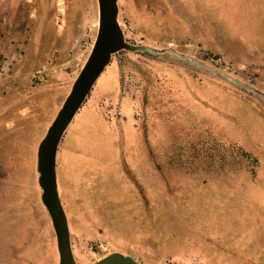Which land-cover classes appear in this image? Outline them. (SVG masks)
<instances>
[{
	"label": "rangeland",
	"instance_id": "obj_1",
	"mask_svg": "<svg viewBox=\"0 0 264 264\" xmlns=\"http://www.w3.org/2000/svg\"><path fill=\"white\" fill-rule=\"evenodd\" d=\"M118 5L119 23L126 41L148 47L150 51L124 49L113 54L106 71L79 110L74 125L61 140L60 152L66 144L80 146L82 153V156L76 155L69 148L64 149L65 166L58 173L59 184L67 192L69 207L66 209L70 216L74 257L79 264H94L113 252H120L132 256L139 264H216L210 256H203V261L199 251L196 253L199 256L174 253L172 249L183 248L172 242L189 237L190 242L185 239L184 243L196 244L191 253L199 250L202 240L208 245L206 238L216 239L219 247L230 245L236 236L233 231L244 226H240L242 219L231 214L221 216L229 207H220L225 212L221 210L216 218L211 213L208 218H199L198 209L206 214L215 212L216 201L202 199L190 203L188 191L202 192L200 188L208 186L211 193L212 187L247 186L251 181L264 186V137H258L255 131L263 120L253 117L249 105L234 102L231 106L235 126L223 119L217 124L205 119L200 122V114L192 106L190 95L198 94L197 86L205 79L218 80L235 92L245 90L247 98L255 102L264 115V59L249 62L238 46L221 39L223 37L206 38L200 33H191L184 27L177 28L167 17L168 13H177L179 21L186 22L185 13L234 14L244 10L248 17L252 13L250 28L229 20L233 30L249 36V32L255 33L264 14V0H118ZM0 13H15L16 23L21 20L22 27L27 22L32 28L35 43L27 40L24 46H19L26 54L23 63L32 64L29 53L38 51L35 53L41 63H52L48 64L51 71L65 72L66 80L57 84H73L98 35V0H0ZM28 15L32 18L29 16L26 20ZM248 29L251 31L246 32ZM255 41L260 42V38ZM217 58H221L222 66L214 63L213 59ZM224 61L231 63L229 70ZM236 79L242 85L236 83ZM36 84L41 85L40 90H30L22 98L17 91L4 92L6 96L0 98V264H59L52 220L40 195L37 151L71 88L60 91L51 88L55 83L37 80L33 82ZM22 92L28 91L23 88ZM104 119L116 129L118 138L123 137L121 147L128 154L125 177L109 141L105 135L101 136ZM133 136L144 138V143L136 144L135 139H131ZM215 136L233 143L220 141ZM85 170L92 171L91 175L85 174ZM157 170L159 175H156ZM240 172L248 175L246 179L239 177L238 183L233 176ZM129 183L134 190L145 192V200L150 199L148 191L152 186H159V207L152 210L149 201L145 209L129 211L132 217L124 215V211L118 217L115 212L111 227L123 229L115 235L106 233L104 223L93 222V214L99 211L89 209L84 202L80 211L73 210L78 190L94 192L102 188L104 199L111 206H117L120 197L116 189L126 188V184L128 188ZM223 196L235 202L239 197ZM183 197L187 200L182 203H186L189 210L187 218L184 217L188 223L185 228L172 224L179 223V217H183V205L179 203ZM133 202L132 197H126L120 206L126 209ZM192 204L193 211L189 209ZM78 211L79 217L76 216ZM254 212L250 216L252 223L248 221L245 225L249 228L245 230V235L249 234L245 240L250 244L251 256L243 257L245 263L224 264H264V208L260 202L256 203ZM111 231L114 233L113 228ZM222 232L226 233L224 241L221 235H211ZM168 238L172 244L169 243L170 251ZM230 248V257L226 259L240 258V250ZM190 251L185 249L186 253Z\"/></svg>",
	"mask_w": 264,
	"mask_h": 264
},
{
	"label": "crops",
	"instance_id": "obj_2",
	"mask_svg": "<svg viewBox=\"0 0 264 264\" xmlns=\"http://www.w3.org/2000/svg\"><path fill=\"white\" fill-rule=\"evenodd\" d=\"M240 12L234 13V14L233 13H220V12L219 13H201L202 18L207 19L208 28L206 27L204 28H206L208 35H211L214 32L215 35H218L219 37H223L221 39H224L225 41H228L229 43L238 46L240 50L242 51L246 50V53L249 56V58L253 57L257 62H261L264 59V16H263L264 14L260 17V20L258 22L259 25L255 27V33H254L256 34L255 38H260V42H257L255 41V38H252L254 37L253 31L249 32L251 35L245 36L246 35L245 32L233 30L234 26H232L229 18L232 19L234 24L242 25L245 28L251 27L250 15L252 13H249L250 15L248 17L246 11L243 10ZM253 13L254 15H257L256 12H253ZM29 16L30 18H32V15H28L27 17H25L26 20H28ZM15 20H16L15 13H0V86H3V89L0 90V98H4V96H6L4 92L9 93L11 91H14V92L17 91L19 94L18 97L22 98L24 97L25 94L26 95L29 94V92H31L32 90H36V91L40 90L41 88L40 84L33 85V82L37 80L45 81L50 84L55 83V85L51 87L53 90L56 89V90L61 91L62 89H67V88H68L67 90H69L72 85H68V83L66 82L63 84H57L58 82H60V80L61 81L66 80L67 76L65 72H63V70L61 69H55V72L51 71L48 64L49 63L52 64V63L49 61L48 62L45 61L41 63L42 61L39 60L40 56H37V53H35L38 51L33 50L34 51L33 53L32 52L31 54L29 53V56L33 59L32 64L31 63L28 64L27 62L23 63L24 61L23 58H24V55L26 54L22 53L23 51H21L20 49L22 47H19V46H22V45L24 46V43L27 40L28 42H33V43L35 42L33 40V32H32L31 26L27 22H25L22 27L21 26L22 21L18 20V22L16 23ZM248 31H251V30L250 29L246 30V32ZM30 44L31 43H29L28 45ZM216 85L218 89H215V91L210 90V89L207 90V86H201L199 88V99L201 101L200 104L202 107H204L203 102L206 101L205 99H207L208 101L209 100L214 101L211 108L209 109L210 116H206V113L203 115H200V118H199L200 122H203L205 119V121H215L216 122L215 124H217L219 120L223 119L226 121L230 120L231 124L235 126L233 119H236V117H234L235 114L233 113V108L231 104L236 102L241 105H249L250 106L249 111H251V114L253 115V117L255 119L263 120V122H260L261 123L260 127L256 125V129L258 128V130H255V131L258 137L259 135L264 137V116L262 115V113H260V111L257 110V108H254L253 105H251V101L247 98V96L244 95V93H236V92L231 91L230 89H225V87L223 85H220L219 83H216ZM23 88H25L26 91L28 92L26 93L22 92ZM223 102L224 104H222ZM21 111L22 110H19L20 113ZM79 114L80 112L76 114L75 118L73 119L72 123L70 124L68 128L69 130L71 129L72 125H74V122L76 121V118ZM88 115H90V113ZM104 122H105L104 123L105 129L100 128L101 136L105 135L106 138L105 137L104 138L106 139V141H109L111 151L114 153V156L118 158L117 162L119 164L120 169H122V175L125 177L128 175V171H127V166H128L127 155L128 154L126 153V151L123 150V147H121L122 144H124L121 139L123 137L118 138L116 129L113 127V125L108 123L105 119H104ZM212 125L213 124H210L209 126L212 127L213 129ZM235 128L239 132L240 127L237 125ZM130 132H132L131 129H130ZM134 134L135 136H137L135 132ZM154 137L155 136L153 134L152 145H154V140L156 139ZM133 138L134 136L131 139ZM215 138L217 137L215 136ZM134 139L136 141V144L144 143V140H143L144 138L135 137ZM220 141H223L226 143H233V142L224 141L222 139ZM235 143L239 144V142H235ZM64 149L65 150L68 149L71 151V153L82 156V153L80 151L81 149L80 146L68 147L65 144L61 152L58 149L57 178H58L59 171H61L62 168L65 166V162H63ZM91 173L92 171L85 170V174L91 175ZM119 174L121 175V172ZM156 175H159V170H157ZM247 175H248L247 172H240L238 173V175H234L233 177H235L234 179L238 183H240L239 177L246 179ZM152 176H154V173L152 174ZM59 182L60 181L58 179V188H59L60 197H61L63 206L66 210V214H67V218L69 222L70 216H69V212H67V209H66V206H68V204H67V200L65 197V193L67 192L64 188L60 186ZM126 182L128 184L127 179H126ZM258 183L251 181V183H248L249 185L247 186L238 185V184L225 185L223 186L225 187V189H220L219 188L220 186L212 187L211 193L207 189L208 186L201 187L200 191L202 192H195L196 194L193 192V191H196V189H192L188 191L190 193L188 195L190 196L189 197L190 203L191 201L197 202V200H202V199L203 201L204 200L205 201H210V200L216 201V204H217L216 211L215 212L209 211V214H206V212H201V210L198 209L197 214L200 213L199 218L201 219L208 218L209 216H211V214H215V218H216L218 215L220 216L221 210L224 211V209L222 208L229 207L228 209L230 211L226 209L227 213L224 211L225 214L221 216H225L226 214L227 215L231 214V216H234L235 218L240 217L242 219V225L240 226L241 227L243 225L244 226L242 227V229H239L238 231H233L236 234V236L233 237L232 243L230 245L225 244L219 247L216 239L214 240V238H212L213 239L212 241V239L208 240V238H206L205 240L209 244L208 245L203 244L202 243L203 240H202L200 242L199 250L197 249L195 253H191V251L194 250L193 246L195 247L196 244L184 243L186 242V240L190 242V240L187 239L189 237L184 236V238L176 239L172 242L174 245H178L179 247L182 246L183 249L178 248V249H172V250H174V252L176 253L177 252L182 253L184 256H190V254L191 255L193 254L192 256H195V255H198L196 253H198L199 251V255H200V256L198 255L199 257L203 259V256H210L212 257V260L216 264H224V263H231V262L235 263L238 260L241 261V259H243L244 256L249 257L251 253L250 244H248L247 243L248 241L245 240L246 239L245 237L249 236V234L245 235V230L246 229L248 230L249 228L245 225L247 224L248 221L252 223L250 216L251 214L252 215L255 214L254 209H255V205L257 202H260L262 207L264 208V186ZM127 184L125 185L126 188H122L120 190L116 189L118 196L120 197L117 200L119 202L117 206L115 205L111 206L110 202L104 199L103 194H102V190H103L102 188L101 189L96 188L94 192L92 191L87 192L86 190H78L79 192L76 195H74L73 201L76 202V204L75 206H73V210L75 211L77 209L80 211L82 207V203L84 202L85 205H88L89 209L92 208L95 211H99L98 212L99 214H95V213L93 214V217H92L93 222L99 221L98 224H100V222L104 223L106 227V231H108L109 229V232L111 235L116 234V232H118L119 230L121 231L123 229L122 228L116 229L114 227H111V224H110L112 223L111 219L116 216L115 212L118 216L119 213H121V211H124L126 213L124 215L128 217L129 216L132 217L133 215H131L129 211L135 210V209L143 210L145 209V205L149 204V201H150V208L152 210L156 207H159V193H160L159 186H156V187L152 186V188L148 191V194H150V199L147 198L145 200L144 198L145 192L138 191L137 188H135L136 190H134L133 187L130 185V183H129L130 187L127 188ZM211 186H215V185H211ZM111 190H109L108 192V194L110 193V195H111ZM219 192L221 194H218ZM235 193H238V194H235ZM224 194L236 195V196L239 195V197L237 198V202L241 205L237 204V202H235V200H233L230 197H226V196L224 197L223 196ZM126 197H132L134 202L130 204L129 206H127L126 209H124L120 206V202L123 199H126ZM111 198H112V195H111ZM111 198H109L108 200H111ZM184 199L187 200L186 198L183 197L180 199L179 203H182ZM174 203L176 204V201H174ZM224 204H226V207H224ZM182 205H183L182 212L184 213L183 217L182 218L179 217V223L177 222V223H172V224L183 226L185 228V225H188V223L184 220V217L187 218L189 210L187 209L186 203H182ZM191 206L192 207L189 206L190 207L189 209H192L193 211L194 205L192 204ZM235 206H239L238 207L239 210L234 209L233 207ZM200 207L204 208L202 206ZM79 211L78 213L76 212V216L78 217L81 216V213H79ZM203 214L205 216H203ZM93 222H91V224H93ZM258 223H259V219H258ZM112 228L114 230V233H111ZM124 230H127V228H125ZM211 235H216L215 237H217V235H223V237H221L222 241H224L226 238L225 232L214 233ZM187 245H188V248L185 247ZM228 246H229V249H228ZM230 247H232L234 250H240L239 251L240 258L231 256V257H234L233 260L231 259L230 261L226 259L230 257L229 256L230 249H231ZM185 249H188L189 251L190 250L191 251L186 253ZM177 250H184V251L180 252ZM204 264L206 263L204 262Z\"/></svg>",
	"mask_w": 264,
	"mask_h": 264
},
{
	"label": "water",
	"instance_id": "obj_3",
	"mask_svg": "<svg viewBox=\"0 0 264 264\" xmlns=\"http://www.w3.org/2000/svg\"><path fill=\"white\" fill-rule=\"evenodd\" d=\"M100 25L91 53L74 80L56 117L47 129L37 151L38 183L41 200L51 217L55 231L59 264H78L71 244V231L63 206L57 178V153L61 140L92 91L95 83L120 50L143 51L150 48L126 41L119 23L118 0H98ZM94 264H139L132 256L113 252Z\"/></svg>",
	"mask_w": 264,
	"mask_h": 264
},
{
	"label": "flooded vegetation",
	"instance_id": "obj_4",
	"mask_svg": "<svg viewBox=\"0 0 264 264\" xmlns=\"http://www.w3.org/2000/svg\"><path fill=\"white\" fill-rule=\"evenodd\" d=\"M197 10V9H196ZM186 15H185V19H184V21H186V22H180L179 21V15L177 14V13H168V17H167V20L170 22V23H173V24H177L178 26H177V28H182V27H184L185 29H187L188 31H190L191 33H200V34H202V35H205V37L206 38H209V37H214V38H220L218 35H215L214 34V32L211 34V35H208L207 34V30H206V28H208L207 27V19L205 18V19H203L202 18V16H201V13H185ZM188 16V17H187ZM179 23H181V24H179ZM169 26V29H171L172 27H171V24H169L168 25ZM204 27H206V28H204ZM172 30V29H171ZM217 40V39H216ZM244 55H246V57H247V60L249 61V62H253V63H258L253 57H251V58H249V56L247 55V53H246V50H240ZM224 64L227 66V68H228V70L231 68V63L230 62H227V61H224ZM107 68V67H106ZM105 71H106V69H105ZM104 71V72H105ZM103 72V73H104ZM102 73V74H103ZM101 74V75H102ZM236 83H240V81H238L237 79H236V81H235ZM216 83H219L220 85H223L224 87H225V89H230L231 91H233V92H235L234 90H232L230 87H227V85H225V83H222L221 81H218V80H210V79H205L200 85H198L197 86V92H198V94H195V93H193V95H192V97H191V95H190V98H192L191 99V103H193L192 104V106L194 107V108H197V112L200 114V115H203V114H205L206 113V116H210L209 115V113H210V111H209V109L211 108V106H212V104L214 103V101H212V100H207V99H205L206 101V103L205 102H203L204 104H203V106L204 107H202L201 106V104H200V99H199V88L201 87V86H207V90L208 89H210V90H213V91H215V89H218L216 86ZM241 85H242V83H240ZM236 88V87H235ZM240 91H242L243 93H244V95H245V93H246V91L245 90H240ZM236 93H238V92H236ZM251 101V100H250ZM211 105H210V104ZM255 102H253V101H251V105H253V107L254 108H257L256 106H255ZM207 105H209V106H207ZM127 109H129L130 108V105H127V107H126ZM209 112H208V111ZM257 110H258V108H257ZM264 116V115H263ZM200 118V117H199ZM66 211V210H65ZM197 230V229H196ZM106 233L108 234V235H110V232L109 231H106ZM112 235H115V234H112ZM193 236H196V237H198L199 235L198 234H194ZM222 237H223V235H221ZM178 239H180V238H178ZM169 242H170V238H168V243H167V245H168V250L170 251L172 248H170L169 247V245L171 244H169ZM172 245V244H171ZM175 253V252H174ZM250 256H251V254H250ZM245 257V256H244ZM102 259V258H101ZM243 259H241V261H239L238 260V263H245L244 261H242ZM79 264V263H78Z\"/></svg>",
	"mask_w": 264,
	"mask_h": 264
},
{
	"label": "built area",
	"instance_id": "obj_5",
	"mask_svg": "<svg viewBox=\"0 0 264 264\" xmlns=\"http://www.w3.org/2000/svg\"><path fill=\"white\" fill-rule=\"evenodd\" d=\"M213 61L216 65H219V66L223 65L221 58L213 59ZM225 68H227V66H225Z\"/></svg>",
	"mask_w": 264,
	"mask_h": 264
},
{
	"label": "bare ground",
	"instance_id": "obj_6",
	"mask_svg": "<svg viewBox=\"0 0 264 264\" xmlns=\"http://www.w3.org/2000/svg\"><path fill=\"white\" fill-rule=\"evenodd\" d=\"M101 77V76H100Z\"/></svg>",
	"mask_w": 264,
	"mask_h": 264
}]
</instances>
